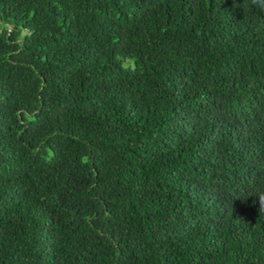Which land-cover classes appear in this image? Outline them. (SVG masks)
Instances as JSON below:
<instances>
[{
  "label": "trees",
  "instance_id": "16d2710c",
  "mask_svg": "<svg viewBox=\"0 0 264 264\" xmlns=\"http://www.w3.org/2000/svg\"><path fill=\"white\" fill-rule=\"evenodd\" d=\"M264 7L0 0V264H264Z\"/></svg>",
  "mask_w": 264,
  "mask_h": 264
},
{
  "label": "clouds",
  "instance_id": "9594fccd",
  "mask_svg": "<svg viewBox=\"0 0 264 264\" xmlns=\"http://www.w3.org/2000/svg\"><path fill=\"white\" fill-rule=\"evenodd\" d=\"M252 4L257 5L259 7H264V0H251ZM255 197L259 201V207L258 211L260 213H264V189L259 190L256 194Z\"/></svg>",
  "mask_w": 264,
  "mask_h": 264
}]
</instances>
